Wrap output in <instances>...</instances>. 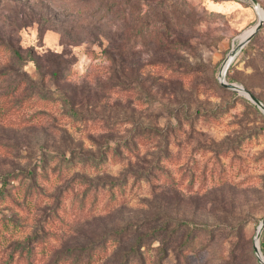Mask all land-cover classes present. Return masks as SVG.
<instances>
[{
	"label": "rangeland",
	"instance_id": "374dc122",
	"mask_svg": "<svg viewBox=\"0 0 264 264\" xmlns=\"http://www.w3.org/2000/svg\"><path fill=\"white\" fill-rule=\"evenodd\" d=\"M73 5L0 0V264H262L264 111L219 80L264 103L252 1Z\"/></svg>",
	"mask_w": 264,
	"mask_h": 264
},
{
	"label": "trees",
	"instance_id": "16d2710c",
	"mask_svg": "<svg viewBox=\"0 0 264 264\" xmlns=\"http://www.w3.org/2000/svg\"><path fill=\"white\" fill-rule=\"evenodd\" d=\"M66 1H67V5L71 6V8L69 10L76 11V9H78V8L81 9V6L77 7V6L73 5L74 0H66ZM108 2H109V0H108ZM262 5H264V4H262ZM82 9L84 10V9H86V7H83ZM0 47L6 48L7 50H9L11 52V58H12V62L10 65H7L6 67L0 68V77L1 76L2 77H9V75L16 74L18 72V70L20 69V67L24 65V60H25V57L23 55L22 48H21L20 44L14 43V40L11 37L7 39V38L3 37L2 35H0ZM31 61L35 62L38 68L40 67L39 62L35 57L32 56ZM55 95H59V97H62L64 101L68 102V99L64 94L61 93V95H60L58 93H55ZM5 181H3V182H5ZM4 185H5V183H4ZM2 192H3V190H0V195H2ZM26 241L28 243L25 245H27L28 247H31V245H28V244L32 243L33 241L35 242L36 240L34 239V237L30 236L29 238H27ZM261 244H262V251L264 252V246H263L264 243L261 242ZM23 245L24 244L22 242H19V243H17L16 247H17V249H21V247Z\"/></svg>",
	"mask_w": 264,
	"mask_h": 264
},
{
	"label": "water",
	"instance_id": "95a60500",
	"mask_svg": "<svg viewBox=\"0 0 264 264\" xmlns=\"http://www.w3.org/2000/svg\"><path fill=\"white\" fill-rule=\"evenodd\" d=\"M251 1H252L254 10L256 11V13L258 15V24L254 28V31L252 32V34L240 42L239 47H242L260 29L262 23L264 22L261 4L258 2V0H251ZM235 54H236V50H233L231 52L229 58L227 59V61L224 63V66H223V68L219 74V80H220L221 84L228 87V88L234 89L236 91H242V92L246 93L248 95V97L252 101H254L260 109H262L264 111V103L258 97H256L251 92L247 91L242 85H239L236 83H228L226 81V71L229 67L230 62L233 60ZM263 228H264V218H263L262 223L259 227L258 233L256 235V239H255V244H254L255 253H256L257 257L259 258V260L262 264H264V258L262 257V251H261V248L259 245V238H260V234H261V231Z\"/></svg>",
	"mask_w": 264,
	"mask_h": 264
},
{
	"label": "bare ground",
	"instance_id": "6f19581e",
	"mask_svg": "<svg viewBox=\"0 0 264 264\" xmlns=\"http://www.w3.org/2000/svg\"><path fill=\"white\" fill-rule=\"evenodd\" d=\"M254 28H255V27H254ZM254 28L251 29V30H249V31H247L245 34H243V36H242V40L246 39L249 35H251L252 32L254 31Z\"/></svg>",
	"mask_w": 264,
	"mask_h": 264
},
{
	"label": "built area",
	"instance_id": "2783aa9c",
	"mask_svg": "<svg viewBox=\"0 0 264 264\" xmlns=\"http://www.w3.org/2000/svg\"><path fill=\"white\" fill-rule=\"evenodd\" d=\"M261 7H262L263 18H264V5L261 4Z\"/></svg>",
	"mask_w": 264,
	"mask_h": 264
}]
</instances>
